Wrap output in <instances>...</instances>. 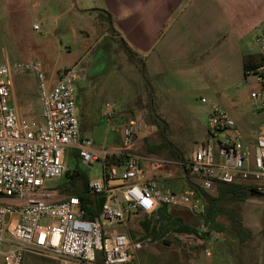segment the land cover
Returning a JSON list of instances; mask_svg holds the SVG:
<instances>
[{
	"label": "rangeland",
	"instance_id": "1",
	"mask_svg": "<svg viewBox=\"0 0 264 264\" xmlns=\"http://www.w3.org/2000/svg\"><path fill=\"white\" fill-rule=\"evenodd\" d=\"M95 8L103 9L104 0H0V63L39 62L46 81L52 85L61 71L76 66L75 94L81 134L91 137L98 149L109 150L112 155L141 157L146 183L187 197V202L171 206L172 212L198 226L205 201L194 188L202 186V180L186 173L180 161L183 157L187 159L196 143L207 137L209 112L207 105L201 102L202 90L192 88L184 76H177L173 83H159L153 77L144 76L140 69L142 62H132L121 47V36L115 35L118 32L116 25L109 16L93 10ZM17 81L25 87L17 92V111L38 120L41 107L36 77L29 72L14 74L12 86L15 91ZM256 86L252 75L247 82H232L225 91L208 92L207 96L218 102L235 121L260 122L264 121V113L250 98V92ZM147 89L155 99L150 116L142 114L141 98L147 95ZM165 104L177 113L167 115L162 108ZM123 111L132 119H117ZM155 116L162 118L158 119L159 124L153 119ZM127 129L131 130L129 141ZM243 138L254 142L253 137ZM74 150L67 154L68 170L85 171L90 180L102 176V159L85 166L74 156ZM172 150L176 154H172ZM64 180L65 175L58 181L46 183L54 192L55 200L68 196L61 191ZM210 193L216 195L217 191ZM225 206L242 213L245 210L256 212L257 225L252 227L254 235L244 244L239 242L238 236L227 232L213 231L208 241L198 239L196 243L184 233H173L166 242L145 241V246L138 252L140 263L258 264L260 238L255 234L262 229L259 226L264 217V196L250 195L242 202L226 201ZM130 214L134 220L145 215L138 211ZM220 220L226 225L230 222L228 215ZM102 223L104 228L131 230L134 235L143 232L139 224L133 226L131 222L123 225L102 220ZM0 264H3L1 253ZM23 264L54 263L28 255Z\"/></svg>",
	"mask_w": 264,
	"mask_h": 264
},
{
	"label": "built area",
	"instance_id": "2",
	"mask_svg": "<svg viewBox=\"0 0 264 264\" xmlns=\"http://www.w3.org/2000/svg\"><path fill=\"white\" fill-rule=\"evenodd\" d=\"M38 28V26H35ZM254 40L260 62L247 71L256 88L254 105L264 113V20ZM76 66L60 72L55 84L46 81L36 61L0 63V253L3 264H23L28 255L55 264H141L138 252L145 241L117 229L104 228L102 220L125 223L130 213L152 212L162 204L179 205L187 197L146 183L141 157L127 155L112 163L111 151L98 149L80 131L76 103ZM29 72L38 82L40 118L22 116L10 102L14 74ZM208 107L207 137L198 141L187 159L186 172L202 180L206 191L221 184L245 183L264 196V129L254 142L245 141L235 121L216 101L201 97ZM131 130L126 137L130 140ZM78 153L82 165L102 159V176L90 180V191L105 201L100 215L85 218L78 196L55 200L46 183L60 180L68 171L67 154ZM115 155V154H114ZM8 199V200H7ZM202 231L206 227L200 226ZM189 240L193 235L186 234ZM193 264V263H191Z\"/></svg>",
	"mask_w": 264,
	"mask_h": 264
},
{
	"label": "crops",
	"instance_id": "3",
	"mask_svg": "<svg viewBox=\"0 0 264 264\" xmlns=\"http://www.w3.org/2000/svg\"><path fill=\"white\" fill-rule=\"evenodd\" d=\"M103 9L110 13L118 35L143 58L145 76L153 77L159 83H173L177 76H184L192 88L202 90L201 97L209 98L208 92H223L232 82H247L244 59L260 57L254 35L264 20V0H104ZM17 86L18 91L12 86L10 98L15 107L19 101L17 92L25 88L18 81ZM147 91L141 98L142 114L150 116L155 99L151 101L150 90ZM163 106L167 115L177 113L171 106ZM103 111L101 119L104 118ZM116 118L132 119L126 111ZM235 124L243 137L254 140L264 129V121L243 119ZM158 208L149 213L142 212L145 213L142 219L134 220L133 214H129L127 221L120 224H139L143 232L140 235H134L131 230L124 232L136 239L153 242L144 230L145 220L150 217L165 220V212L158 214ZM240 216L253 233L252 227L257 225L256 212L245 210ZM260 222L262 233L255 234L260 238L256 259L258 264H264V217ZM172 233L160 235L158 241L167 240ZM191 242L196 243L195 240Z\"/></svg>",
	"mask_w": 264,
	"mask_h": 264
},
{
	"label": "trees",
	"instance_id": "4",
	"mask_svg": "<svg viewBox=\"0 0 264 264\" xmlns=\"http://www.w3.org/2000/svg\"><path fill=\"white\" fill-rule=\"evenodd\" d=\"M93 10L99 11L100 14L104 16L111 15L108 11L104 9L95 8ZM117 37H119L118 32H116ZM121 47L127 54L128 58L134 62H142L141 70L145 76V67L144 60L142 57H139L137 52L124 40L120 37ZM261 58L248 57L244 59V66L246 73L248 70L253 68L256 64L260 62ZM150 98L152 101V94L150 93ZM151 109L152 105H151ZM156 123L159 124L158 119H162L159 116L153 117ZM162 127H166V124ZM166 147H170L168 143H165ZM172 154H176L172 150ZM74 156L79 159L78 153L76 150L73 151ZM178 155V154H177ZM127 157V155H124ZM110 162L118 163L123 160L122 156L113 155L110 157ZM185 159L184 157L181 159ZM188 173V172H186ZM189 174V173H188ZM90 178L85 171L81 170H68L65 173V180L61 184V191L68 193V196H78L81 200L83 208L86 210L85 218L89 220H94L100 215L98 196L94 195L90 191ZM194 191L202 198H204L205 204L204 208L199 214L198 221L200 225L189 224L184 217L178 216L172 212L171 206L169 204H162L158 208V214L165 212V220L155 219V218H146L145 223L147 224L144 228L146 235L153 239V242H158L159 236L168 232L178 233V234H191L193 235V240L197 241L198 239L208 241L210 235L213 231L217 232H227L238 236L239 242L244 244L250 237L253 236V233L243 224V221L240 216V212L233 209L227 208L225 206L226 201L242 202L245 201L250 195H259L255 190L251 189L245 183H232V184H221L218 187V193L212 195L210 192L206 191L200 185L194 188ZM261 196V195H260ZM224 215H228L230 222L229 224H224L220 218ZM206 227L205 231L200 229L201 225ZM172 233V234H173ZM151 235V236H150ZM146 236V237H147ZM166 242V239H162ZM49 260V259H47ZM51 261V260H49ZM53 262V261H52ZM54 263V262H53ZM55 264V263H54Z\"/></svg>",
	"mask_w": 264,
	"mask_h": 264
},
{
	"label": "water",
	"instance_id": "5",
	"mask_svg": "<svg viewBox=\"0 0 264 264\" xmlns=\"http://www.w3.org/2000/svg\"><path fill=\"white\" fill-rule=\"evenodd\" d=\"M104 201H105V197L103 195L98 197V203H99V210L100 211H102Z\"/></svg>",
	"mask_w": 264,
	"mask_h": 264
}]
</instances>
